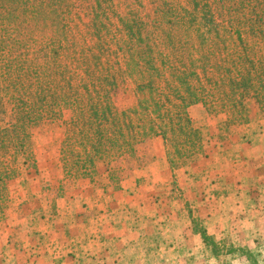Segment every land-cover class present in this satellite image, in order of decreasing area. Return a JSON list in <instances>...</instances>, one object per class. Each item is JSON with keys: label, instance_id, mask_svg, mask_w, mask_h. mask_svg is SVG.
Listing matches in <instances>:
<instances>
[{"label": "trees", "instance_id": "obj_1", "mask_svg": "<svg viewBox=\"0 0 264 264\" xmlns=\"http://www.w3.org/2000/svg\"><path fill=\"white\" fill-rule=\"evenodd\" d=\"M252 101L264 104V0H0V220L7 179L36 170L43 123L63 128L64 179L93 181L102 163L120 189L145 141L162 140L171 170L202 152L191 106L243 123Z\"/></svg>", "mask_w": 264, "mask_h": 264}, {"label": "rangeland", "instance_id": "obj_2", "mask_svg": "<svg viewBox=\"0 0 264 264\" xmlns=\"http://www.w3.org/2000/svg\"><path fill=\"white\" fill-rule=\"evenodd\" d=\"M135 101L136 97L129 87L120 93L116 107L124 109ZM188 111L194 126L201 132L202 152L195 155L187 167L171 170L163 157L165 147L162 140L155 138L145 141L136 150L145 158L146 163L139 167L126 166L120 174V188L123 184H132L127 191L137 195L141 202L136 203L135 211L150 214L151 229L159 222L151 214L176 210L192 214L199 227H207L214 250L205 245L202 239L196 242L191 236L185 242L187 248L179 251L178 260L172 261L165 255L161 264H264V208L259 210V216L247 221V212L243 214L244 208L241 206L243 209L240 210V204L234 201L232 187L227 194L226 187L221 186L218 190V187L207 184L210 179L229 182V175L233 172L244 177L249 172L240 157H232L231 152L237 145L252 147V142L246 143L245 138L263 129L264 104L257 105L253 101L248 103V120L243 123L229 122L225 114L210 115L202 104L193 105ZM62 139L63 128L57 123L41 124L34 132L36 170L31 167L23 169L15 180L7 179L11 199L5 217L0 220V231L7 233L8 243L12 247L25 244L30 246L26 252L29 254L28 260L34 261V257L47 252V238L38 228L47 223V217L54 214V209L51 210L49 206L53 205L56 198H71L81 190L85 180L91 183L92 188L97 187L104 194L120 190L114 188L102 163L98 164L93 181L88 178L75 182L64 179L59 158ZM253 140V147L258 148L261 142L258 138ZM243 152L249 154L248 150ZM138 170L147 171V175L134 180V172ZM133 183H137L136 188ZM215 192L220 193L221 197L209 196ZM259 203H264V196H259ZM21 228L32 231L25 234ZM138 252V249L135 250L136 254ZM148 255L145 264H154L155 258L150 257L151 253ZM0 259L3 260L1 255Z\"/></svg>", "mask_w": 264, "mask_h": 264}, {"label": "crops", "instance_id": "obj_3", "mask_svg": "<svg viewBox=\"0 0 264 264\" xmlns=\"http://www.w3.org/2000/svg\"><path fill=\"white\" fill-rule=\"evenodd\" d=\"M248 136L246 143L251 141L252 147L237 145L231 152L232 157H240L241 163L249 171L245 177L233 172L229 175V182L207 181L218 190L221 186L226 187L227 194L232 187L234 201L240 204V210L244 208L243 214L247 212V221L259 216V210L264 208V203H259V196H264V127ZM257 138L261 145L255 148L253 139ZM245 150L249 154H244ZM146 175L147 171L138 170L133 178L139 180ZM90 184L85 180L81 190L71 198L58 197L49 206L51 210L54 209V214L49 216L45 212L49 216L45 217L47 223L38 228L47 238V252L34 257V261L27 259L29 254L26 252L30 246L12 247L8 243L7 233L0 231L1 264H145L149 253L152 254L150 257L155 258L154 264H159L165 255L172 261L178 260L179 251L187 248L185 242L191 236L196 242L201 240L194 229L196 217L181 210L151 214L159 221L155 230L151 229L150 214L135 211L136 203L141 202L137 195L127 191L131 183L129 186L123 184L120 190L111 194H104ZM136 185L133 183L135 188ZM219 194L215 192L209 196L219 198ZM21 229L25 234L32 231ZM205 229L208 233L206 226ZM137 249L139 252L136 254Z\"/></svg>", "mask_w": 264, "mask_h": 264}]
</instances>
